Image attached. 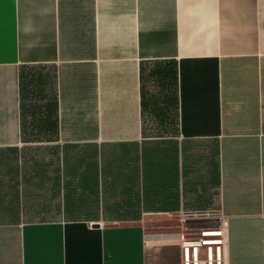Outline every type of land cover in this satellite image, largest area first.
Segmentation results:
<instances>
[{"label":"crops","instance_id":"1","mask_svg":"<svg viewBox=\"0 0 264 264\" xmlns=\"http://www.w3.org/2000/svg\"><path fill=\"white\" fill-rule=\"evenodd\" d=\"M195 214L264 264V0H0V264H182Z\"/></svg>","mask_w":264,"mask_h":264},{"label":"built area","instance_id":"2","mask_svg":"<svg viewBox=\"0 0 264 264\" xmlns=\"http://www.w3.org/2000/svg\"><path fill=\"white\" fill-rule=\"evenodd\" d=\"M205 217H207L206 214H195L193 216L187 215L186 219L191 220ZM210 230L212 231L209 232ZM197 231H199L202 237L215 236L222 239L212 242L200 239L190 241L185 239L183 235H180L179 239L182 240V264H227L225 223L221 222L217 227L200 229Z\"/></svg>","mask_w":264,"mask_h":264},{"label":"rangeland","instance_id":"3","mask_svg":"<svg viewBox=\"0 0 264 264\" xmlns=\"http://www.w3.org/2000/svg\"><path fill=\"white\" fill-rule=\"evenodd\" d=\"M177 226H174L173 224L171 225V223L169 222H161V223H148L147 229L151 232H164V231H171L173 232V234H175L176 236H180L183 235L185 239H188L190 241H196V240H204V241H218L221 240L222 238L219 237H202L199 233V231H195V230H190V229H186V228H176ZM212 230H210L209 232H211ZM222 245V244H221ZM216 246V245H214Z\"/></svg>","mask_w":264,"mask_h":264},{"label":"water","instance_id":"4","mask_svg":"<svg viewBox=\"0 0 264 264\" xmlns=\"http://www.w3.org/2000/svg\"><path fill=\"white\" fill-rule=\"evenodd\" d=\"M185 223L187 229L195 230V231L200 229L211 228L209 226L210 221L205 220L203 218H195V219L187 220Z\"/></svg>","mask_w":264,"mask_h":264}]
</instances>
